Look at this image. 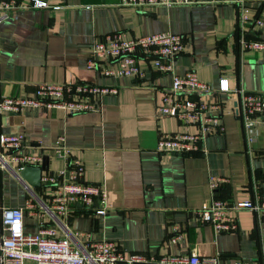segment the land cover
<instances>
[{
  "label": "crops",
  "instance_id": "1",
  "mask_svg": "<svg viewBox=\"0 0 264 264\" xmlns=\"http://www.w3.org/2000/svg\"><path fill=\"white\" fill-rule=\"evenodd\" d=\"M46 1L49 7L37 8L32 0H17L0 23V99L32 96L41 82H93L116 87L118 93L101 96L97 108L86 113L44 108L2 112L0 133L26 135L27 147L17 154L41 157L32 166H43L42 176L65 168L66 161L54 149L64 136L72 157L85 167L84 181L106 189L109 210L96 214L101 205L97 200L90 209L75 204L65 220L52 218L45 212L52 188L42 179L32 186L38 173L33 170L23 178L19 164L12 162L0 168V213L2 208L21 207L27 234L36 233L43 223L78 247L116 241L126 257L198 253L201 258L218 256L221 264L264 261L260 211L232 212L238 229L223 233L198 218V210L210 203V176L228 179L217 191L219 198L237 202L255 199L257 193L264 198V121L252 131L250 142L233 92L264 93V51L244 50L240 43L243 36L264 37L263 27L252 22L264 21V0H245L252 21L242 28L238 19L243 5L234 0L147 10L120 6V0ZM56 5L60 8L53 9ZM167 30L185 36L176 72L195 69L201 80L214 86L213 92L174 91L172 75L158 70L154 55H141V77L102 76L88 68L94 43L107 35L120 32L131 38ZM222 78L228 79L230 91L219 90ZM166 94L223 103V129L206 137L196 152L160 153L161 132L185 129L177 117L159 114ZM177 232L182 237L172 242Z\"/></svg>",
  "mask_w": 264,
  "mask_h": 264
},
{
  "label": "built area",
  "instance_id": "2",
  "mask_svg": "<svg viewBox=\"0 0 264 264\" xmlns=\"http://www.w3.org/2000/svg\"><path fill=\"white\" fill-rule=\"evenodd\" d=\"M17 0H0V23L9 17V10L15 7ZM199 0H120L119 5L138 10H147L155 6L175 7L198 3ZM243 5L239 15L238 26L244 27L252 21L246 13L245 0H234ZM32 6L49 7L46 0H32ZM59 9L60 6H52ZM263 27L262 19L254 21ZM244 50L264 51V37H246L240 39ZM186 47L185 36L172 31L139 35L127 38L117 32L94 43L88 68L96 69L102 76L141 77L140 67L142 54L154 55V64L159 71L172 75V87L176 92L211 93L215 90L210 82L199 78L195 69L184 74L175 70V59ZM219 90L230 91L227 78L220 80ZM239 97L237 114L241 117L248 132V140L253 141L252 131L264 121V93L251 92L245 89L233 91ZM116 87H109L93 82L54 83L41 82L36 86L32 96H4L0 99V113H22L28 109L61 110L69 114L94 111L97 100L103 95L117 94ZM223 103L210 104L202 99L176 97L166 94L162 97L158 112L161 116L177 117L185 127L175 133L161 132L157 150L171 156L176 153L190 154L201 149L203 140L222 130L220 111ZM194 127L195 131L191 130ZM27 138L23 133H0V168L6 169L12 162H17L18 171L28 166L38 165L41 157L28 153L17 154L27 147ZM55 154L66 161L61 171L46 173L42 182L52 188V196L45 204V212L52 218L67 219L75 204L92 208L97 200L101 205L95 209L99 215L109 210L106 189L94 183L84 181L85 167L79 158L72 157L65 137H60L54 147ZM228 182L223 176H210L211 198L209 205L198 210V218L213 225L217 233L231 232L238 229V220L232 212L242 209L260 211L264 219V198L257 193L255 199L228 201L217 196L218 189ZM182 234L172 236L177 242ZM221 264L220 258L200 257L198 253L185 255H167L161 258L134 254L126 257L118 243L112 240L89 242L85 246L72 245L69 239L57 236L53 226L42 225L34 234L24 230V209L21 207L2 208L0 213V264ZM235 264H264V261H242Z\"/></svg>",
  "mask_w": 264,
  "mask_h": 264
},
{
  "label": "water",
  "instance_id": "3",
  "mask_svg": "<svg viewBox=\"0 0 264 264\" xmlns=\"http://www.w3.org/2000/svg\"><path fill=\"white\" fill-rule=\"evenodd\" d=\"M33 170H35L38 173V175H37L36 181H34L31 184H32V186H39L41 184L43 166H40V167L29 166V167H26L24 170L20 171V175L23 178H27V174L30 173Z\"/></svg>",
  "mask_w": 264,
  "mask_h": 264
}]
</instances>
